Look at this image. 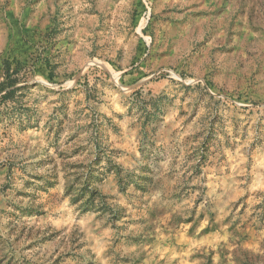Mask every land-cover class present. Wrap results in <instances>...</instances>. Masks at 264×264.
<instances>
[{"label": "rangeland", "instance_id": "obj_1", "mask_svg": "<svg viewBox=\"0 0 264 264\" xmlns=\"http://www.w3.org/2000/svg\"><path fill=\"white\" fill-rule=\"evenodd\" d=\"M0 264H264V0H0Z\"/></svg>", "mask_w": 264, "mask_h": 264}]
</instances>
